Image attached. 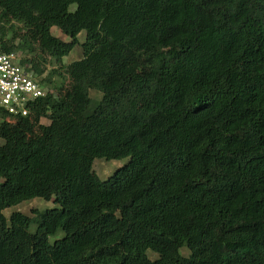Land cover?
<instances>
[{
	"label": "trees",
	"instance_id": "16d2710c",
	"mask_svg": "<svg viewBox=\"0 0 264 264\" xmlns=\"http://www.w3.org/2000/svg\"><path fill=\"white\" fill-rule=\"evenodd\" d=\"M0 26L43 63L86 33L56 96L0 106V264H264V0H0Z\"/></svg>",
	"mask_w": 264,
	"mask_h": 264
},
{
	"label": "rangeland",
	"instance_id": "374dc122",
	"mask_svg": "<svg viewBox=\"0 0 264 264\" xmlns=\"http://www.w3.org/2000/svg\"><path fill=\"white\" fill-rule=\"evenodd\" d=\"M75 9H76L75 5L71 6V8H70L71 11H74ZM1 27L2 26H0V29H1ZM51 33L53 36L60 38L65 42L70 41V38L63 35L57 27H52ZM11 36H12L11 32H8L6 40H10ZM78 39H79L80 44L76 45V47L70 53V55L65 57L60 62L48 59L47 63H43V61L38 57V55L36 53H31L30 51L23 50V49L22 50H16V52L22 57V59L24 58V59L36 60V62L40 63L42 65V67H45V70H44V73L42 74V76L38 77L40 80H41V78L46 79V80H51V81H53L54 85L60 87L61 84L63 83L62 77L56 75L54 72L59 69L62 76H64L66 66L68 64H70L74 61H78L82 58L81 44L86 39V33L84 31L81 32L78 36ZM18 42L19 41H17L16 44H18ZM44 86L47 88L48 92L49 91L52 93L54 92L55 96L57 95L56 89L49 87L47 84ZM91 95L94 99L100 98V94L98 92L93 91V92H91ZM3 120H5V119H3ZM0 122H1V118H0ZM44 122L47 123V121H45V120H44ZM129 161H130V158H126V159H122V160H111V161H107L105 159H96L94 162L93 168H94L95 173L99 176V178L104 181V180H107L110 176H112L116 170H118V169L122 168L123 166H125L126 164H128ZM54 207H56V206L53 203V201H44L42 199L35 198V199L30 200V201L24 202L23 204H20L18 206H14V207L7 209L5 211V214L7 217H9L12 214V212L20 211L24 214L30 215L31 212L35 209L46 210V209H53ZM151 253H152L151 251L148 252V255L150 256L151 259L157 258V256L155 254H151ZM181 253L183 255L187 256L189 254V251L187 248H184L181 251Z\"/></svg>",
	"mask_w": 264,
	"mask_h": 264
},
{
	"label": "built area",
	"instance_id": "2783aa9c",
	"mask_svg": "<svg viewBox=\"0 0 264 264\" xmlns=\"http://www.w3.org/2000/svg\"><path fill=\"white\" fill-rule=\"evenodd\" d=\"M48 94L38 76L26 70L16 52L0 49V106L8 113L27 116L31 106Z\"/></svg>",
	"mask_w": 264,
	"mask_h": 264
}]
</instances>
